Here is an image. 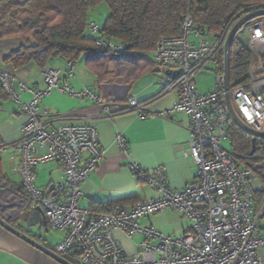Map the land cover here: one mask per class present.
Listing matches in <instances>:
<instances>
[{
    "label": "built area",
    "instance_id": "built-area-1",
    "mask_svg": "<svg viewBox=\"0 0 264 264\" xmlns=\"http://www.w3.org/2000/svg\"><path fill=\"white\" fill-rule=\"evenodd\" d=\"M2 2L0 0V9ZM248 9V13L264 10V6ZM239 18L223 25L217 35L209 34L196 24L190 13L183 15L177 36L160 38L154 55L155 71L168 75L165 92L179 91L178 102L159 115L170 118L185 113L190 119L189 150L185 157L197 166L195 182L182 190L169 186L167 168L152 171L136 162L129 163L134 177L154 189L159 197L139 201L133 207L114 206L109 213H95L81 206L82 187L104 160L99 130L91 124L73 123L72 115L51 116L40 111V103L54 90L80 100H90L103 109V117L114 118L134 113L139 119L150 116L147 103L132 96L125 105L105 102L91 88L80 91L62 83L61 71L44 70L43 90H34L16 81L0 69V81L9 97L19 104L27 121L15 151L17 163L13 173L21 178L30 197L29 208H41L46 225L65 233L64 240L54 246L58 255L79 254V264H264V235L261 233L253 205L255 195L264 192V184L254 169L239 167L235 157L224 148L229 139L230 117L224 73H216L215 91L200 94L195 76L203 69L217 71V59L224 52L229 32ZM249 46L255 57L254 77L247 89L230 91L231 102L239 119L253 130L264 133V61L254 46L264 42V17L245 27ZM87 38L100 48L123 54L125 47L103 37L95 24H89ZM195 38L196 41H193ZM75 63H68V77H75ZM28 92L29 102L20 95ZM69 122V123H68ZM72 122V123H71ZM58 123H63L57 125ZM117 147L128 156V145L122 135ZM39 149H45L39 153ZM6 147L0 148V153ZM52 162L63 167L61 180L50 190L37 187L36 169ZM177 211L191 222V230L173 238L153 227H142L140 219ZM119 232L129 240L143 238L137 253L128 256L115 237Z\"/></svg>",
    "mask_w": 264,
    "mask_h": 264
},
{
    "label": "crops",
    "instance_id": "crops-1",
    "mask_svg": "<svg viewBox=\"0 0 264 264\" xmlns=\"http://www.w3.org/2000/svg\"><path fill=\"white\" fill-rule=\"evenodd\" d=\"M28 1L1 0L2 4L12 2L15 5H25ZM109 16L110 9L105 4L98 6L89 15L90 24L97 25L103 37L105 36L102 28ZM100 17H103L102 21ZM89 34L87 29V35ZM192 40L196 41L195 38ZM112 41L119 44L115 40ZM26 44L23 37L0 40V69L6 71L16 81L24 82L31 89L43 90L45 88L44 70L53 69L61 71L63 84L78 91L91 88L105 102L125 105L130 97L135 96L139 102L147 103L150 113L147 119H139L130 112L114 118L103 117L101 106L95 105L90 100H80L62 94L57 90L40 103L41 112L47 111L51 116L69 114L77 117L73 123L95 125L99 130L101 147L105 156L101 165L82 187L80 203L83 208L95 213H109L117 205L133 207L139 201H151L158 198L159 195L154 189L138 181L131 173L128 166L132 161L149 171L158 166H165L169 186L175 190H182L195 182L197 166L193 159L184 156V152L189 150L190 140L191 125L188 115L180 113L170 118L159 115L171 109L178 102L180 94L177 90L165 92L167 89L165 82L169 81V78L168 75L156 73L155 51L144 56L116 54L108 50L105 56H100L94 61H89L83 56L79 61L74 62L75 77L70 79L68 77L69 61L62 58H52L44 67L31 64L15 69L6 63L13 52ZM210 69H203L195 76V84L200 94L215 91L216 73L212 69L211 72ZM208 78L215 79L209 87L205 85ZM20 98L24 102H29L32 96L28 92H23ZM26 121V115L18 103L9 97L0 100V140L2 146L6 147V151L0 153L2 160L0 218L25 234L30 231L38 234L35 240L55 253L54 246L64 240L65 233L51 230L46 223H38V219L32 215L33 211L29 208L30 197L23 187L21 178L12 171L17 163L15 148ZM61 124L63 123H58L56 126ZM117 135L125 138L128 156L117 147ZM44 152L45 149H39V153ZM62 172L63 167L60 162L38 167L36 169L37 187L50 190L61 180ZM253 211L257 216L261 233L264 235V198L259 203L254 201ZM28 222L34 226V229L27 228ZM139 224L142 227H153L173 238L183 236L192 228V222L185 215L172 210L142 218ZM115 237L128 256H134L137 253V245L143 240L141 237L129 240L119 232H115ZM261 254L264 255V248ZM59 256L71 264H79L80 256L77 253ZM0 264L61 263L0 225Z\"/></svg>",
    "mask_w": 264,
    "mask_h": 264
},
{
    "label": "trees",
    "instance_id": "trees-1",
    "mask_svg": "<svg viewBox=\"0 0 264 264\" xmlns=\"http://www.w3.org/2000/svg\"><path fill=\"white\" fill-rule=\"evenodd\" d=\"M102 4L110 9L103 35L123 44L126 47L123 54L145 56L156 50L161 37L180 34L182 17L187 13L207 33L217 35L224 24L242 18L248 9L254 11L264 6V0H29L25 5L5 2L0 9V40L23 37L27 42L6 63L21 69L31 64L44 67L52 58L77 62L83 56L89 61L105 56L109 51L87 38L89 15ZM243 31L247 34L243 28L231 47V91L248 90L252 82L255 57L249 40L244 44L240 39ZM254 51L264 61L263 41L254 46ZM216 69L214 72L224 73V52L217 59ZM8 97L0 81V100ZM228 135L232 142L230 153L239 167L250 168L251 162L264 156V140H257L252 153L253 137L233 122L229 124ZM1 165L0 157V182ZM255 172L264 184V165ZM263 198L264 192L255 195L257 203Z\"/></svg>",
    "mask_w": 264,
    "mask_h": 264
},
{
    "label": "water",
    "instance_id": "water-1",
    "mask_svg": "<svg viewBox=\"0 0 264 264\" xmlns=\"http://www.w3.org/2000/svg\"><path fill=\"white\" fill-rule=\"evenodd\" d=\"M261 17H264V10H258V11L252 12V13H248L247 15L240 18L236 22V24L233 26L231 31L229 32V35L227 37V40L225 42V47H224V79H225L224 90L226 92V102H227L229 114H230V117H231L233 123H235L244 132H246L247 134H249L253 137V152L252 153H254V151H255V144H256L257 140H264V133L257 132L255 130H253L252 128L248 127L247 125H245L239 119V117L237 116V114L233 108V105L231 102V95H230V91H231V88H230V54H231L232 43H233L235 37L238 35V33L243 28H245L248 23H250L251 21H253L257 18H261ZM32 215L38 219L39 224L45 223L43 211L41 208H37L35 211H33ZM0 225L3 226L8 231H10L11 233L22 238L23 240H25L29 244L33 245L34 247H36V248L40 249L41 251L49 254L50 256H52L55 260H57L61 264H71L68 261H66L65 259H63L62 257H60L59 255L49 251L48 249H46L45 247L40 245L35 240V238H37L38 234H35L33 231H30L28 234H25L22 231L13 227L11 224H9V222H7L1 218H0ZM26 225H27V228H29L31 230L34 229V226H32L30 224V222H28Z\"/></svg>",
    "mask_w": 264,
    "mask_h": 264
},
{
    "label": "rangeland",
    "instance_id": "rangeland-1",
    "mask_svg": "<svg viewBox=\"0 0 264 264\" xmlns=\"http://www.w3.org/2000/svg\"><path fill=\"white\" fill-rule=\"evenodd\" d=\"M97 14V16H99V12H97L96 13ZM91 15H93V13L91 14ZM101 18V21L103 20L102 18L103 17H100ZM101 21H99V22H101ZM100 24V26H102L101 25V23H99ZM247 34H248V32H247ZM247 34L243 31L242 32V34H241V36H240V39H241V41L244 43V44H248L247 42H248V40H249V37L247 36ZM254 65H255V62H254ZM253 65V67H252V76L254 77V74H255V70H254V66ZM211 70V69H210ZM209 70V71H210ZM211 72H212V70H211ZM215 80V79H214ZM214 80L213 79H211V78H208L207 79V82L205 83V85L206 86H212V84H213V82H214ZM216 88H217V85H216V80H215V90H216ZM223 146H224V148L225 149H227L228 151H232V142H231V140L230 139H228L227 141H224L223 142ZM261 155V154H260ZM264 156H262V158H260V159H258V160H256V161H253V162H251L250 163V168H252V169H254L255 171H256V169H258V168H260L261 166H263L264 165ZM9 201H10V199H9Z\"/></svg>",
    "mask_w": 264,
    "mask_h": 264
}]
</instances>
